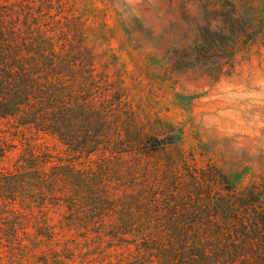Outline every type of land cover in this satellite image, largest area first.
Instances as JSON below:
<instances>
[{
    "label": "rangeland",
    "instance_id": "rangeland-1",
    "mask_svg": "<svg viewBox=\"0 0 264 264\" xmlns=\"http://www.w3.org/2000/svg\"><path fill=\"white\" fill-rule=\"evenodd\" d=\"M20 2L16 19L8 0V25L26 42L38 29L59 46L83 43L92 52L110 128L103 141L150 138V159L140 150L108 154L92 170L150 177L131 185L150 196L136 200L126 263L159 264L156 252L139 255L135 239L146 237L226 236L236 261L218 264L264 257V0ZM154 140L164 147L157 155ZM118 189L124 196L126 185Z\"/></svg>",
    "mask_w": 264,
    "mask_h": 264
},
{
    "label": "trees",
    "instance_id": "trees-1",
    "mask_svg": "<svg viewBox=\"0 0 264 264\" xmlns=\"http://www.w3.org/2000/svg\"><path fill=\"white\" fill-rule=\"evenodd\" d=\"M20 1L16 19L25 8ZM9 11L8 0H0V264H127L125 232L137 228L136 200L150 196L148 187L135 192L131 185L150 177L145 171L92 170L108 154L140 150L150 159V138L138 133L132 143L104 142L110 128L98 107L90 49L59 46L38 29L26 42L20 27L8 25ZM31 19L36 26L37 16ZM161 142L154 140V155L162 152ZM13 154V165L5 166ZM120 184L126 185L124 196ZM122 210L129 218L121 219ZM223 237L135 242L141 259L156 252L159 264L234 262ZM242 263L264 264V257Z\"/></svg>",
    "mask_w": 264,
    "mask_h": 264
}]
</instances>
